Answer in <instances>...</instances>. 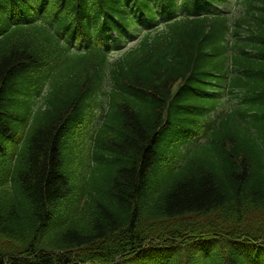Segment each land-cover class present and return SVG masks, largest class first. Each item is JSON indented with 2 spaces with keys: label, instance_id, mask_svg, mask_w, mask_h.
Wrapping results in <instances>:
<instances>
[{
  "label": "trees",
  "instance_id": "trees-1",
  "mask_svg": "<svg viewBox=\"0 0 264 264\" xmlns=\"http://www.w3.org/2000/svg\"><path fill=\"white\" fill-rule=\"evenodd\" d=\"M140 2L0 0V264H128L145 248L179 242L188 244L187 264H247L228 243L264 242V0H240L231 20L232 42L252 51L233 60L237 105L217 124L207 111L218 102L202 91L218 71L196 47L220 41L226 23L188 22L146 35L110 69L99 54L66 63L78 83L31 114L21 146L5 157L18 110L31 112L13 76L31 56L65 52L57 35L67 25L98 38L126 24ZM106 70L113 82L98 129L80 100ZM138 71L139 98L130 85ZM77 123L83 147L71 128ZM195 134L208 143L197 145ZM80 161L85 170L68 173Z\"/></svg>",
  "mask_w": 264,
  "mask_h": 264
}]
</instances>
